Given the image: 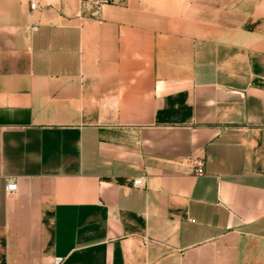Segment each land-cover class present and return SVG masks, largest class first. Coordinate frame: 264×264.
<instances>
[{
	"label": "crops",
	"instance_id": "obj_1",
	"mask_svg": "<svg viewBox=\"0 0 264 264\" xmlns=\"http://www.w3.org/2000/svg\"><path fill=\"white\" fill-rule=\"evenodd\" d=\"M56 256L264 264V0H0V264Z\"/></svg>",
	"mask_w": 264,
	"mask_h": 264
},
{
	"label": "built area",
	"instance_id": "obj_2",
	"mask_svg": "<svg viewBox=\"0 0 264 264\" xmlns=\"http://www.w3.org/2000/svg\"><path fill=\"white\" fill-rule=\"evenodd\" d=\"M102 1L105 2L106 0H102ZM34 5L35 4L33 2H31L29 4L30 8H34ZM31 28L34 29L35 26H32ZM193 173L195 175H201L203 173V161L202 160L197 159L195 161V166L193 168ZM142 183L143 182H142L141 178L134 179L133 182H132V184L134 186H140ZM16 190H17V185H16V182H15L14 178L13 177L8 178L6 180V182H5V185H4V194H5V196L13 194L14 192H16ZM61 261H62V257L56 256V257L53 258L52 264H60Z\"/></svg>",
	"mask_w": 264,
	"mask_h": 264
}]
</instances>
